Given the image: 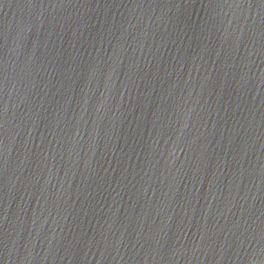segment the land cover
<instances>
[{"label":"water","instance_id":"1","mask_svg":"<svg viewBox=\"0 0 264 264\" xmlns=\"http://www.w3.org/2000/svg\"><path fill=\"white\" fill-rule=\"evenodd\" d=\"M0 264H264V0H0Z\"/></svg>","mask_w":264,"mask_h":264}]
</instances>
